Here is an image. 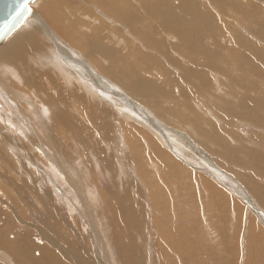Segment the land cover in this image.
Wrapping results in <instances>:
<instances>
[{"label":"bare ground","instance_id":"bare-ground-1","mask_svg":"<svg viewBox=\"0 0 264 264\" xmlns=\"http://www.w3.org/2000/svg\"><path fill=\"white\" fill-rule=\"evenodd\" d=\"M81 1H83V3H78V6L71 0L35 1L31 6V14L29 16L32 21L31 26L29 22L20 26L0 47V95L8 104L12 105L13 102L17 103L20 96L17 95L15 91L17 87H13L11 85L12 82L9 84L13 87L11 88L6 81V77H9L8 80L10 82L13 80L20 82L21 85L20 83L18 84V82L17 84L22 86L31 96L32 106L36 105V107H42L47 112L48 118L42 120L46 125L45 127H47L48 130L52 127L58 132L61 138H55L52 141L53 145H51L50 138L47 137L50 136V133L48 132V135H43L42 137L38 129H35L37 126L33 128L31 121L28 120L29 122H26L25 117H28L25 115L26 109H20L18 114H4V118L1 119L2 121L5 119L6 123L10 125L12 139L30 142L32 144L31 146H33V151L42 153L46 159L48 158L52 162L54 160V155L56 157L58 153L56 150L59 147L57 144L58 139L63 143V147L59 149V154L66 155V157H69L70 154V156H72V154H77L76 150L71 151V148H75V146L70 147L71 144L69 146L66 143L64 144L65 137H72L74 139L73 135L70 134L71 132H75L76 134L74 133V135L77 136L74 145L81 140L85 146H88V149H91L89 141L90 133L88 132L89 128L85 125L88 122L87 119H90V122L95 124L94 128L97 126L101 130L100 139L103 140L106 145V147L104 145V147L99 150L102 151V154L105 155L108 150H116L117 148L120 158L124 154L128 156L127 153L123 151L128 150L126 146L123 145V142L121 144L122 151L119 144L112 143L116 139V137H113L114 132L115 134H117L116 131L118 133L120 132L119 138H121L124 135L123 132H125V129L128 127L129 129L131 128V124L128 123L130 120L127 122V120L121 118L120 121H118L115 119L118 116L117 113L114 112L112 115V113L109 112L110 110L106 106V104L108 105L107 101L112 104L114 101H112V97L108 98L107 95L114 94L116 98H118L117 100H120L122 104L121 107L125 106L136 112H140L138 109L142 110L141 114L143 117H141L146 120V122H144L147 123V125L152 124L154 132L160 134L163 139H166V137H164L166 134L171 139L181 136V142L183 141L188 145H193L194 140L191 139V137L193 138L194 135V137L198 138V142L202 143V146L204 145L211 154L219 159L221 157L222 159H226L228 164H236L237 166L251 171L255 169V171L258 172L259 168L264 169L263 153L255 150H246V152L241 155L242 149L236 150L230 146L232 143L230 140L233 136H236L234 129H231L230 124L226 122L225 118L218 119L212 114V112L217 109L216 107H219L216 112H223L229 120H231L230 118H247L253 120L256 126L259 125L264 127V114L262 113L264 111V0ZM81 17L85 18L82 19ZM88 20H91L93 24ZM109 23L114 24L116 27L111 26ZM239 27L242 28L241 31ZM244 31L248 36L243 34ZM38 36L42 39L48 37L58 42L59 44L57 47L59 48L61 46L59 49L60 55H62V57L64 56V59L66 58L69 63L73 62L72 65L74 69L73 67L70 68L72 65L68 67L65 62L64 65L62 63L63 61L61 62L58 60L53 51L52 53L50 50H44L40 45L41 43H39ZM226 36L230 43L223 40ZM170 39L174 42H171ZM113 44L114 46H111ZM4 48L8 49L4 50ZM73 55L80 58V61L76 60ZM153 74H156L154 75L155 77L152 76ZM85 75L89 76L91 79L88 80L87 76V78L81 77ZM222 88L229 92L231 97L230 100L225 98L224 95L227 94L221 91ZM217 93H222L223 95L217 96ZM3 98L1 100H3ZM11 108L14 107L11 106ZM3 109L5 110V108ZM150 109L152 112L154 111V113H151ZM204 110L206 112L203 113ZM76 113H78V115ZM0 118L2 117L0 116ZM174 121L181 123V126L184 125L182 128H187L191 134H186L185 131L182 133L183 130H181V134L177 131V134H175L170 126V122L174 124ZM163 122H166V124H163ZM225 122L226 124L223 125ZM2 125L5 124L2 123ZM218 125L223 126L221 127ZM53 129L50 128V130ZM54 130L52 132H54ZM134 130L132 129L131 131L133 132ZM136 131H134V135ZM141 131H137L138 137L135 138L136 140L134 139V147L138 146V151L140 152L143 147L155 153L157 157L152 164L157 168L156 171L158 173L165 171L167 168L173 176H177L178 179L181 176V182L185 183L184 180H187L186 177H188V174H186L183 169L179 168L178 165L174 166L175 164L172 162L168 152H161L148 135H145V132ZM140 132L142 134H140ZM129 135L131 136V134ZM5 137H8L7 131L0 129V206H2L0 208V219H2V223H0V249H2V252H0V264H2V261L5 264H57L58 261L54 257L55 254L50 252V249L48 250L47 245H51L60 250V248H58L60 239L66 244H70L68 240L70 237L69 231L73 225L71 221H67L65 217H62L63 214L59 208L56 207V209L53 210V205L49 203L48 200L45 202L39 200V212H41L40 215H43L41 227H49L46 223V219L44 220L45 214L51 218L56 215V224L60 229H56L55 227L56 230L54 228L50 229L58 233V237H60L59 240L51 237L49 234H45L42 238L46 241L47 245L45 243L41 244L38 240L40 237H38L37 232H35L40 231L41 228L37 227V229L35 228L36 226L34 229L37 230L34 231L31 229V232L28 231L29 235H14L11 231L9 232V229H11V220L14 224L16 223L15 217L18 218L20 224L21 221L23 224L25 223L20 214L23 212H21L22 210H18L16 205H24L27 201L30 202L34 200V197L27 190L29 186L25 185L27 186L26 188L20 189L18 185L22 182H16V178L11 177L6 172V170L10 168L11 170L13 168L15 172V168L18 165H20V169L26 167L22 165L23 162L21 164L19 160L17 161L16 158H13V155L10 153L12 151L14 155H17L14 153L17 149L22 153L21 147L19 145L17 146L14 140L12 142L11 138V140H7ZM126 140L128 139L126 138ZM128 142L127 144H129L130 147L132 141L130 143ZM155 142L157 143V141ZM124 143L126 144V142ZM77 147L80 146L77 145ZM195 149L197 154L202 155L198 147ZM231 151H233L234 154L231 153ZM181 153L184 154L182 149ZM219 154L222 156L220 157ZM109 156H111V154ZM130 156L127 157L129 168L131 165H134L133 160H135V158H131ZM184 156L188 157L186 154H184ZM207 158L208 156L203 154L202 159L207 163L205 169L209 168L210 171L214 172H211L212 175L218 173L221 177L222 174L226 173L220 171L222 169L219 167L217 161H211V159L208 160ZM15 161H17L16 165ZM69 162L71 161L69 160ZM171 167L173 170L170 169ZM27 168H29V166H27ZM53 168H55L54 164ZM142 168L143 170L138 167L135 171H137V173L140 171L142 176L146 179L147 176L150 177L151 172L153 173L152 176H154L155 170L152 169L150 172L148 171V166L145 165H143ZM11 170H9V172ZM13 171H11V173ZM55 171L57 172L56 169ZM16 172V176L20 177L18 173L21 171L18 169ZM24 172L23 170V173ZM31 172L33 173V171ZM122 173H124V171ZM27 174H25V176ZM56 174H58V172ZM56 174L53 176L57 177ZM58 175L60 176V174ZM25 176L21 179L22 181L28 180L26 183L29 184L31 180H29V178L32 176ZM79 176L83 178V175H78L76 178L77 185L80 187L79 191L78 187L75 188L77 189L76 193L82 201L84 200V206L87 205V210H89L91 206L86 203L88 201L86 198H88L87 195L90 193V190L85 183V179L82 181ZM55 177H53V179ZM222 177L225 178L226 181H234V179L232 180V178L228 176L224 175ZM201 178V181H199V179L198 182L202 185L204 192L208 194V199L210 202L212 201L213 206L219 207L220 205L225 207V205H227V203H225L227 202V198L224 201L223 195L220 194L218 188L210 186L206 178ZM60 179L62 178H59V180ZM256 179L258 178L253 176L242 178L247 184L246 188L253 194L255 200L257 199L264 206V189L262 188L264 185L259 184V181ZM235 181L231 184L233 185L231 188L235 194L240 195L238 191H236L239 190V188L236 185L237 181ZM8 182L12 183V187L16 189L15 193L9 192L4 186V184H8ZM61 182H57L59 186ZM73 182L75 183V180ZM50 184L51 182L48 185L51 186L49 188L51 195L55 190L52 187L54 184ZM239 187L241 188V186ZM17 189L22 192H19ZM59 190L61 189L59 188ZM140 193L142 194L143 192ZM149 193L150 189H148V194ZM54 194L55 197L56 192ZM68 194L67 192L66 195L68 196ZM154 194H156L155 191ZM24 195H26L25 198ZM50 195L48 194V196ZM153 196L156 197L155 195ZM245 196L246 197H241L244 198L246 202L253 204V209H256L257 207L255 208L253 197L249 198L248 195ZM56 198H58V196ZM58 199L60 200V198ZM94 199H96V197ZM94 199L92 200L94 201ZM12 200L17 202V204L15 205ZM52 200L54 201V199ZM66 200L68 199H64V201ZM71 200L73 201V199ZM67 202L68 201H66V203ZM48 203L49 205H47ZM54 205L57 206L56 204ZM118 207L121 208L122 205ZM127 215H129V211L126 210L124 214L125 225L128 226L129 224L131 226L133 219ZM100 217L102 218L104 216L102 215ZM23 224H21V226ZM136 224H138L137 221L134 222V227ZM156 224L161 225L158 221ZM23 226L22 229H26ZM251 232L253 231L250 230V240H255L256 236L263 235L258 228L254 230V235H251ZM98 234L99 233H97V235ZM160 236L164 237V234H160ZM161 240L163 241V239ZM259 241H262L261 238ZM119 243L124 245V243ZM14 245L17 246L15 247ZM128 245H130V248L135 249V244L130 240ZM181 245L182 250H184V252L181 253V264H183L184 261L186 262L185 258H189L188 260L193 263H207L209 258H203V260L199 257V248L191 249L186 243H181ZM67 247L69 246L67 245ZM99 248L101 249L103 246L100 245ZM159 250L160 261L164 264L169 258L165 256L164 246L161 243ZM64 251L62 252L67 254L75 264H87L76 257V255L71 252L70 247L64 248ZM3 253L6 256H4ZM124 254H129L134 263L140 264L141 258H139L136 249L135 252L131 253H129V251H124ZM99 257L101 258L100 264H110L111 260L109 257L104 258L103 255Z\"/></svg>","mask_w":264,"mask_h":264},{"label":"rangeland","instance_id":"rangeland-1","mask_svg":"<svg viewBox=\"0 0 264 264\" xmlns=\"http://www.w3.org/2000/svg\"><path fill=\"white\" fill-rule=\"evenodd\" d=\"M39 1L44 2L46 0H39ZM71 1H73L75 5H77L78 3H83V1L81 0H71ZM81 18L84 19L85 17L84 18L81 17ZM88 21L91 24H93L91 20H88ZM26 22H29L31 26L32 21L30 17L27 18V20H25L24 25ZM109 24L113 27H116L112 23H109ZM239 30L241 31L242 28L239 27ZM243 34L245 36L246 35L248 36V34L245 31L243 32ZM38 37H39V43H41L40 45L42 46L44 50L46 51L50 50L51 52L53 51L54 54H56L57 59L60 60L61 62L63 61L62 62L63 64L65 62L66 66L69 67L70 65H72L73 62H70L71 63L70 64L66 58H65L66 60L64 59V56L62 57V55H60L59 49L61 48V46L59 48L57 47L59 44L58 42H56L55 40H51L48 37L44 39H42L40 36ZM223 40L230 43L228 41L227 36ZM170 41L174 42L171 39ZM111 46H114V44ZM7 49L8 48L6 49L4 48V50H7ZM73 57L76 60L80 61V58H78L77 56L73 55ZM72 67L73 65L70 66V68ZM154 75L156 74H153L152 76L155 77ZM86 76L87 75L81 76V77H85V78L88 77V80L91 79L89 76L87 77ZM8 79L9 77H6V81L8 85L13 82L11 85L13 87L15 86L17 87V88L15 87L16 89L15 88L14 89L17 92V95H20L21 97L19 96L18 98L19 102L17 101V103H15L12 101L14 104L12 103L11 105V104H8V102L4 100V98L0 95V100L3 98V100L0 101V112H1L0 116L2 117L0 118V121H2L1 119L4 118V114L6 115H10L13 113L18 114L20 109L21 110L26 109L25 115L28 116V117H25L26 122L31 121L33 128L37 126V128L35 129H38V132H40L42 137L43 135H48L47 133L49 132L50 136H47V137L50 138L51 145H53L52 141L55 138L58 137L59 139H61L56 130L50 127L51 129L54 130V132H52L53 130H50V128L48 130L47 127H45L46 125L44 124L42 120L43 119L45 120L48 118L47 112L42 107H36V105L32 106L31 96L26 92V90L22 86H20L21 85L20 82L16 80H13L10 82ZM17 82L18 84L20 83V85H18ZM179 83H180V80H179ZM12 86L10 87L13 88ZM221 91L229 95V92L226 91L224 88H222ZM219 95H223V94L217 93V96ZM227 95H224L225 98H228L230 100L231 98L230 95L229 96ZM107 96L108 98L112 97L111 98L112 101L115 102V103L113 102L112 104L107 101L108 105L106 104V106L110 110L109 112L112 113V115L114 114V112L117 113L118 116L117 117L115 116L116 117L115 119L120 121V119L123 118L127 120V122L130 120L128 123L131 124V128L130 129L129 127L126 128L125 132H123L124 135L121 138H119L120 132L118 133L116 131L117 134H115L114 132L113 137H116V139L115 141L112 142V143L119 144L120 148L123 142V145L126 146V148L129 150V151L128 150L127 151L123 150V151L127 153L128 156H126V154L123 153L124 155L120 158L117 152V148L116 150H110V151L108 150L111 156H109L110 154L108 151H107V154L105 155L102 154V151H99V150L102 147H104L105 143L103 142V140L100 139L101 130L97 126H95L94 128L95 124L93 122L91 123L90 119H87L88 122L84 124L87 126V128H89L88 132L90 133L89 141H90L91 149H88V146H85L81 140L77 142L78 144L76 143V145H74V141L76 140L77 136L74 135L75 132L74 133L71 132L70 134L73 135L74 139L72 137H69V138L65 137L64 144L66 143L68 146L71 144L70 147L75 146V148H71V151L76 150L77 154H72V156H70L71 155L70 154L69 157L68 156L66 157V155H63V154H59V149L63 147V143L58 139L57 144L59 145V147L55 149L58 151L57 155L59 157L57 155L55 157L54 155V160L52 162L48 158L46 159L42 153L38 151H33L32 150L33 146H31L32 144L30 142L28 141L25 142L20 139H18L17 141L12 139V131L10 129V125L6 123L5 119L2 122H0L1 123L0 129L7 131L8 137H5V139L9 140L11 138L12 140L11 139L10 140L12 142L14 140V143L17 146L19 145L21 147L19 148L22 150V153L18 151L19 149L15 150L13 148L16 151L14 153L17 154L18 156L14 155L11 151L10 153L11 155H13L12 157L16 158L17 161L19 160L21 164L23 162L22 165H24V167L27 168V166H29V168L27 169L26 168L20 169V165H18L16 166L17 169L15 168V172L13 171V168L12 170L11 168L9 169L13 171L12 173L11 171L9 172V170H6V172L11 177L16 178V182L17 181L22 182L20 185H18L20 189L26 188L27 186H29L27 187L28 188L27 190L34 197V200H31L32 202L27 201V203H25L24 205L22 204L20 206L16 205L17 202H14V200H12L13 203H15L16 208L20 211L22 210L21 212H23L20 214L22 215L21 217L25 221V223L23 224L21 221V224H23L24 226L23 225L22 226L26 229H22L20 221H18V218L15 217L16 223L14 224V222L11 220L10 222L11 229H9V232L11 231L14 235H17V234L18 235H29V232H31L30 231L31 229L35 231L38 229L37 227H40L41 230L35 231V232H37V236L40 237V239L38 240L40 241L41 244L45 243L47 245L46 241L42 238V236L45 234H49L51 237L59 240L60 237H58L59 235L55 231L56 229H60L57 227V224H56V221H57L56 215H54L51 218L45 214L44 220L46 219V223L48 224L49 227L47 226H45L47 228L41 227L43 215L42 214L40 215L41 212H39L40 211V207H39L40 201L39 200H41V202H45L46 200H48L49 203L53 205V210H55L56 207L59 208V210L63 214L62 217H65L67 221H71L73 225L69 231L70 237L68 240L70 244H66L64 241L60 239L58 248H60L61 251L52 247L51 245H47L48 250L50 249V252L55 254L54 257L58 261L57 264H75L74 262L71 261V258L67 256V254L64 253L65 252L64 248H69V247L71 249V252H73L74 255H76V257L80 258L82 261H84L87 264H96V263L100 264L99 263L101 259L99 257L100 255H103L104 258L109 255L108 257L111 260L110 264H136L134 263L133 259L129 256V254H126V255L124 254V251L126 252L129 251V253L135 252V249H136V252L139 258H141L140 264H162L160 261V250H159L160 243L163 244L164 246L165 256L169 258V260L165 262L164 264H181V259H182L181 253L184 252V250H182L181 243L183 244L186 243L191 249L199 248L200 249L199 257H201L202 259L209 258L206 264H249V262L250 264H264V206L257 199L255 200V197L253 196V194L246 188L247 184L244 182V180H242V178L244 177L246 178L248 176L249 177L253 176L255 178H258L256 180L259 181V184L264 185V169L259 168V172H258V171H255V169L251 171V170L242 168L240 166H237L236 164H228L226 159H222L221 154H219L221 157L220 159L218 157H215L213 154H211L204 145L202 146V143L198 142L199 141L198 138L194 137V135H193V138L191 137V139L194 140L193 145L192 144L188 145L183 141L181 142V136L177 138L173 137V139H171L166 134V136H164L166 137V139L165 138L163 139L160 134L154 132L152 124L147 125V123H145L146 120L142 118L143 116L141 114L142 110L138 109L140 112H136L125 106L121 107L122 104L120 100H117L118 98H116L114 94H110ZM110 104L113 106H111ZM11 106L14 108H11ZM27 106H29L30 108ZM3 108H5L6 111ZM139 108H142V107H139ZM216 108L219 109V107H216ZM216 110L214 112L211 111L212 114L218 119L225 118L226 122L230 124L231 129H234V132L236 133V136H233L232 139L230 140L232 141V143L230 142L231 143L230 146H232L236 150L242 149L243 151H241V155H243L246 152V150L259 151L263 153L264 155V127L263 126H259V125L256 126L253 123V120L247 119V118H242V119L230 118L231 120H229L228 117L223 114V112L222 113L216 112ZM9 111H11L12 113ZM150 111L151 113H154V111L152 112L151 109ZM204 112L206 111L204 110L203 113ZM137 113L139 116L137 115ZM262 113L264 114V111ZM76 114L78 115V113ZM207 114H210V113H207ZM131 122L133 123V125ZM226 122L223 123V125H225ZM2 123L5 125H2ZM164 123L166 124V122H163V124ZM223 125H218V126L222 127ZM170 126H171V129L174 130L175 134H177L176 131L178 133L180 132L181 134L182 132L181 130H183L182 133H184L185 131L186 134H191L190 131L187 130V128H182L184 125L181 126V123H179L178 121H174V124H171L170 122ZM132 129L133 130L135 129L134 131L137 130L138 132L142 130L141 132H145V135L146 134L148 135V137L158 146L161 152H165V151L168 152V154L170 155L172 159V162L175 164L174 166L178 165L179 168L183 169V171L186 174H188L187 175L188 177H186L187 180L186 179H185L186 181L184 180L185 183L181 182V176L178 179V177L173 176V174L167 168L165 171H162L160 173L156 171L157 168H155L152 163H154L157 156L155 155V153L148 151L147 148H143L142 146H141L142 147L141 152L138 151L139 149L138 146L134 147V141L136 140L135 138L138 137V135H137V131L135 132V135H134V131L133 132L131 131ZM260 129H263V130H260ZM141 132L140 134H142ZM129 134H131V136ZM126 138L128 140L130 139L129 142L128 140H126ZM240 139L242 142L240 141ZM155 141H157V143ZM124 142H126V144ZM127 142L128 143L131 142L130 143V145L132 146V147L130 146L131 148L129 147V144H127ZM77 145L80 147H77ZM197 147L201 150L202 155L196 153L195 148ZM97 149L99 152L97 151ZM181 149L183 150L184 154H186L188 157H185L184 154L181 153ZM121 151H122V148H121ZM146 152H147V156H146ZM231 153H233V151H231ZM203 154H206V156H208L207 158L208 160L211 159V161H215V162L217 161V163L219 164V167L222 169L220 171L223 173L226 172L225 174H222V176L225 175V176H228L229 178H232V180L234 179V181L235 180L237 181L236 185L239 188V190H236V191H238L240 195L235 194V192L231 188L233 187V185L231 184H233L234 181H226L225 178H223L222 176L220 177V174L218 175V173L217 174L215 173L212 175L211 174L212 171H210L209 168L205 169L207 166V163L205 162L204 159H202ZM22 155L25 157H23ZM129 156L131 158H135L136 160L135 161L132 159L134 165H131L130 168H129V165L127 164L128 162L127 157ZM69 160L71 162H69ZM116 160H120V161H116ZM17 161H15L16 162L15 165L17 164ZM108 162H109V165H108ZM143 163H146L147 165ZM53 164L55 168H53ZM114 165L118 168H116ZM143 165L148 166L149 168L148 171L150 172L152 171V169L155 170L156 175L154 174V176H152L153 173L151 172L150 177L147 176V179H146L142 176L140 171L138 173L137 171H135V169H137L138 167L141 170H143L142 168ZM134 166H137V167H134ZM168 166H171V165H168ZM18 169L19 171H21L18 173L20 177L16 176L15 174L17 173L16 171ZM25 169L27 170L28 174ZM55 169L57 170L58 174H60V176L56 174L57 172L55 171ZM170 169L173 170L172 167ZM23 170L25 171L24 173L27 174L26 176H32L31 178H29V180L31 179L29 184L26 183V181L28 180L22 181L21 179L23 178V176H25V174L23 173ZM31 171H33V173ZM123 171L124 173H122ZM34 173L36 176L34 175ZM55 174L57 175V177L53 176ZM78 175H83V178L82 176H79V178L82 181L85 179V183L87 184L90 190V193L87 195L88 198H86L88 199L86 203L90 204L91 206V209L89 210H87L88 209L87 205L84 206V200L82 201L79 198L78 194L76 193L77 189L75 188L78 187L76 178ZM46 176L48 177L50 176V177L48 178ZM53 177H55L56 179L55 178L53 179ZM201 177L206 178L210 186L218 188V190L220 191V194L223 195L224 201L227 198V202H225L227 203V205H225V207H222L219 205V207L217 206L218 207L217 208L213 206L212 201L210 202L208 199V194L204 192V190L202 189V185L198 182L199 179H200L199 181H201L202 179ZM59 178H62V179L59 180ZM74 180H75V183L73 182ZM47 182L49 183L51 182V184H54L52 187L54 188L55 191H53L51 195H50L51 192L49 190L51 186H48L49 183ZM57 182L58 183L61 182L60 186L64 188L60 187ZM198 183L200 184V186ZM4 186L6 187V189L9 190V192H14V193L16 192V189L12 187V183H9V182L8 184L5 183ZM239 186H241V188ZM59 188L61 190H59ZM79 188L80 187H78V191H79ZM262 188L264 189V186ZM148 189H150L149 194H148ZM17 190L19 191V189ZM139 191L143 193L141 194ZM154 191L156 194H154ZM19 192H22V191H19ZM55 192H56V196L54 197ZM67 192L69 193L68 196L66 195ZM48 194L50 196H48ZM153 195H155L156 197H154ZM245 195H248L249 198L253 197L252 199L254 201L255 208L257 207L256 209H253V204H251L250 202L249 203L246 202L244 198L241 197V196L246 197ZM57 196L58 198H60V200L56 198ZM25 197L26 195H24V198ZM95 197L96 199H94ZM51 198L54 199V201ZM66 198L68 199L66 200L68 201L67 203L66 201H64V199ZM71 199H73V201ZM92 199H94V201ZM49 203L47 205H49ZM53 203L56 204L57 206H55ZM119 205H122V207L119 208L118 207ZM1 207L2 206H0V208ZM126 210L129 211V215L127 216L133 219V223L131 224V226L129 224L128 226L125 225V222H124V214ZM98 211H100L101 214L103 213L102 214L104 216L102 217L103 219L100 217L102 215ZM104 214L108 216L106 217ZM30 216L31 217L34 216V217L31 218ZM135 221H137L138 223L136 224L137 227L135 226L136 228L134 227ZM157 221L160 222L162 226L160 224H159L160 226L157 225L156 224ZM0 223H2V219H0ZM34 227L37 229H34ZM110 227L112 228L113 233L111 232ZM50 228H54L55 230H52ZM249 228L253 232L256 228H258L263 233V235H258L256 236L255 240H250ZM253 232H251V235L253 234ZM97 233L99 234L97 235ZM160 234L161 235L164 234V237L160 236ZM260 238L262 241H259ZM161 239H163V241ZM129 240L135 244L134 245L135 249H132L129 247L130 246L128 245ZM119 242L124 243V245L120 244ZM67 245L69 247H67ZM100 245H102L103 248L100 249L99 248ZM14 246L16 247L17 245H14ZM1 250L2 249H0V252H2ZM3 255L6 256L4 253ZM188 259L189 258H185L186 262L184 261L183 263L182 261V263L183 264L185 263L186 264L187 263L188 264L189 263L199 264L198 262L193 263L192 261ZM0 263H1V260H0ZM2 264H5V263L2 261Z\"/></svg>","mask_w":264,"mask_h":264},{"label":"water","instance_id":"water-1","mask_svg":"<svg viewBox=\"0 0 264 264\" xmlns=\"http://www.w3.org/2000/svg\"><path fill=\"white\" fill-rule=\"evenodd\" d=\"M35 1L37 0H0V47L24 24Z\"/></svg>","mask_w":264,"mask_h":264}]
</instances>
